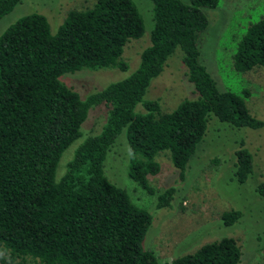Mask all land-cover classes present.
<instances>
[{
	"label": "trees",
	"instance_id": "1",
	"mask_svg": "<svg viewBox=\"0 0 264 264\" xmlns=\"http://www.w3.org/2000/svg\"><path fill=\"white\" fill-rule=\"evenodd\" d=\"M21 1L0 0V19ZM151 1L153 28L137 68L85 98L60 77L83 68H128L124 46L144 33L132 0H95L69 10L55 33L46 16L29 13L0 36V264H160L142 245L151 213L104 175L117 136L125 130L129 177L153 193L147 177L160 171L155 156L169 151L183 179L211 113L235 128L263 126L244 96L220 89L200 61L199 35L209 24L205 9L220 0ZM178 48L197 97L162 112L158 100L144 95ZM232 61L241 73L264 68V15L245 27ZM137 104L144 110L136 111ZM98 105L107 112L103 127L77 147L56 180L63 152ZM252 173L253 155L239 147L233 178L243 183ZM256 191L264 196V181ZM174 192L170 186L159 193L156 208L168 207ZM241 216L232 209L222 212L221 220L229 226ZM240 258L237 241L222 237L166 264H239Z\"/></svg>",
	"mask_w": 264,
	"mask_h": 264
},
{
	"label": "rangeland",
	"instance_id": "2",
	"mask_svg": "<svg viewBox=\"0 0 264 264\" xmlns=\"http://www.w3.org/2000/svg\"><path fill=\"white\" fill-rule=\"evenodd\" d=\"M94 1L22 0L0 19V36L21 16L33 12L46 16L51 32L55 33L69 10L90 7ZM132 1L142 16L144 33L124 46L122 59L128 68L125 71L83 68L60 77L81 98L128 77L137 68L153 28V3ZM205 12L209 24L199 35L200 61L220 89L244 96L249 112L264 122V68L255 67L241 73L232 63L237 39L249 23L264 15V0H220L216 8ZM184 72L178 48L168 57L163 71L151 81L144 99L158 100L162 112L172 111L185 99H195L193 84ZM102 105L89 109L80 126L81 135L59 160L56 180L65 173L67 162L85 138L100 132L107 115ZM135 110L144 109L137 104ZM239 147L253 155V173L243 183L233 178L235 151ZM155 159L160 171L147 177L153 193L129 177L130 152L125 130L117 136L103 163L106 178L153 217L142 243L144 249L153 251L158 262L166 264L178 256L193 253L207 242L232 237L241 249L239 264H264V196L256 191L257 184L264 181V124L258 129L235 128L211 113L205 135L190 158L183 179L173 166L169 151L160 152ZM170 186L175 189L170 205L156 208L158 194ZM232 209L241 211L242 216L234 224L224 225L221 214Z\"/></svg>",
	"mask_w": 264,
	"mask_h": 264
}]
</instances>
